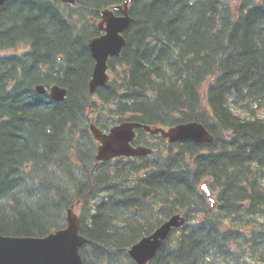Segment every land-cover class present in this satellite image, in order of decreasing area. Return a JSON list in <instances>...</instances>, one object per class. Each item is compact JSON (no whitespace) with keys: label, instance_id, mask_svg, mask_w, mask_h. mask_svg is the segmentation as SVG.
<instances>
[{"label":"trees","instance_id":"trees-1","mask_svg":"<svg viewBox=\"0 0 264 264\" xmlns=\"http://www.w3.org/2000/svg\"><path fill=\"white\" fill-rule=\"evenodd\" d=\"M122 1L1 7L0 234L43 236L74 205L82 264H136L128 248L180 213L146 264H264V0H131L112 77L91 94L88 39L98 10ZM39 83L67 94L53 101ZM124 119L197 121L214 138L96 162L90 122Z\"/></svg>","mask_w":264,"mask_h":264},{"label":"water","instance_id":"water-1","mask_svg":"<svg viewBox=\"0 0 264 264\" xmlns=\"http://www.w3.org/2000/svg\"><path fill=\"white\" fill-rule=\"evenodd\" d=\"M5 1L0 0V7ZM63 1L75 3V0ZM130 1L126 0L122 4L113 6V9L121 10L122 15H114L110 9L100 11L104 18L103 21L106 22L105 34L93 37L88 42L91 55L95 60L88 82L91 92L108 81L107 58L109 55L117 54L125 43L121 32L131 21L128 15V2ZM35 88L39 93L46 90L41 84L36 85ZM65 94L66 89L58 85H52L49 89V95L55 101L62 100ZM139 126L152 133L160 132L169 142L186 138H191L196 142L213 140V135L197 121L181 122L167 128L151 127L137 121H123L110 127L107 132L91 124V132L99 142L95 159L106 160L120 155L136 156L151 153L152 148L150 147L133 146L130 143L135 135V127ZM202 187L206 188V193L213 204L211 190L206 187L205 183ZM66 220L67 224L64 228L55 230L44 237L0 234V264H81L79 248L85 242V237L80 234V219L72 207L67 210ZM184 223L183 215L177 213L170 216L153 232L134 243L128 253L137 264H145L154 256L171 229L183 226Z\"/></svg>","mask_w":264,"mask_h":264},{"label":"flooded vegetation","instance_id":"flooded-vegetation-1","mask_svg":"<svg viewBox=\"0 0 264 264\" xmlns=\"http://www.w3.org/2000/svg\"><path fill=\"white\" fill-rule=\"evenodd\" d=\"M66 3V2H65ZM70 4V3H68ZM108 7H112V5L108 6ZM113 13L115 15H120L122 12L120 10H116L114 9L113 10ZM98 15L100 16V14L98 13ZM102 20V16L99 17V21L97 22L96 24V29H95V33L93 34V36H100L102 34L105 33V31L101 28L102 25L105 26L106 24L104 22H100ZM102 23V25H101ZM137 132V131H136ZM146 133V132H145ZM136 136H137V133H136ZM135 144H147V141H146V136H143L141 135L140 138H139V141L138 140H135Z\"/></svg>","mask_w":264,"mask_h":264},{"label":"rangeland","instance_id":"rangeland-1","mask_svg":"<svg viewBox=\"0 0 264 264\" xmlns=\"http://www.w3.org/2000/svg\"><path fill=\"white\" fill-rule=\"evenodd\" d=\"M234 3V2H233ZM25 49V47L23 46V45H21V46H19L16 50H18V51H23ZM110 74V73H109ZM233 110L235 111V112H237V113H241V115H245V116H248V115H250V114H247V113H245L244 111H241V110H239L238 108H235V107H233ZM257 114H259L260 116H264V107L263 108H261V109H259L258 111H257ZM92 118V117H91ZM151 141L152 142H156L158 145H161V146H163L164 148H165V146L168 144V142L166 141V140H162V139H159V138H157V139H151ZM75 209V208H74ZM75 212L76 213H79V210L78 209H75Z\"/></svg>","mask_w":264,"mask_h":264}]
</instances>
